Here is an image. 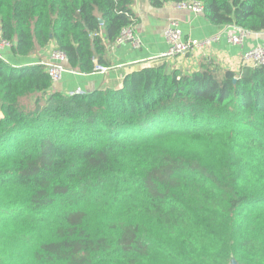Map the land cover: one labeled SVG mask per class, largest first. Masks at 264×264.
Listing matches in <instances>:
<instances>
[{
	"label": "trees",
	"instance_id": "16d2710c",
	"mask_svg": "<svg viewBox=\"0 0 264 264\" xmlns=\"http://www.w3.org/2000/svg\"><path fill=\"white\" fill-rule=\"evenodd\" d=\"M170 1L188 0H150ZM200 1L214 25L264 31V0ZM132 3L0 0V37L18 56L54 41L92 73L139 23ZM53 86L0 59V264H264V64Z\"/></svg>",
	"mask_w": 264,
	"mask_h": 264
},
{
	"label": "crops",
	"instance_id": "0c3cea01",
	"mask_svg": "<svg viewBox=\"0 0 264 264\" xmlns=\"http://www.w3.org/2000/svg\"><path fill=\"white\" fill-rule=\"evenodd\" d=\"M132 9L140 18L135 30L143 45L137 49L131 42L113 44L108 51L110 66L106 72L82 73L72 69L66 58L58 59L52 56L53 49H56L54 41L27 56H18L11 47H8L4 51V60L18 68L62 65L65 68L63 78L53 86V90L67 95L68 91L78 87L84 89L86 93L96 89L121 88L130 73L144 66L159 65L165 61L170 66L182 68L187 72L198 69L202 62L208 60L238 70L245 64L244 54L254 46H264V31H247L243 43H233L229 36L240 34L241 27L235 24L214 25L203 13L195 14L176 2L170 1L162 7H154L150 0H133ZM172 19L180 21L185 40L199 39L203 42L210 39V43L208 45L202 43L187 55L162 58V54L168 49L164 31ZM216 36L218 39L213 40Z\"/></svg>",
	"mask_w": 264,
	"mask_h": 264
},
{
	"label": "built area",
	"instance_id": "2783aa9c",
	"mask_svg": "<svg viewBox=\"0 0 264 264\" xmlns=\"http://www.w3.org/2000/svg\"><path fill=\"white\" fill-rule=\"evenodd\" d=\"M181 7L189 9L195 14H202L204 12V5L200 0H188L186 2L179 3ZM247 31L242 29L241 33L238 35H230L229 40L233 43H243L244 36ZM164 35L166 42L168 44V49L162 54V58H174L177 56L187 55L194 48L204 44H209L210 39H206L203 42L199 39H188L185 40L183 36V30L180 25V21L177 19H172L167 24ZM218 37H214L213 40H217ZM131 42L134 48L142 47V40L140 39L138 33L135 30V26H128L124 28L120 35L117 37L115 43L118 45ZM11 47L10 41L0 37V59H4V51L6 48ZM52 56L58 59L66 58L64 53L53 49ZM244 62L247 65L256 67L258 65L264 64V46L257 45L252 47L246 54L243 56ZM244 64V65H245ZM46 70L51 77L53 85L57 84L63 78V73L65 68L60 64H49L46 66ZM96 71L106 72L109 70L108 66L97 65ZM240 68L237 70L239 71ZM86 94L85 90L81 87H78L74 90L67 92L68 96H76Z\"/></svg>",
	"mask_w": 264,
	"mask_h": 264
},
{
	"label": "rangeland",
	"instance_id": "374dc122",
	"mask_svg": "<svg viewBox=\"0 0 264 264\" xmlns=\"http://www.w3.org/2000/svg\"><path fill=\"white\" fill-rule=\"evenodd\" d=\"M34 102H35V96H30L23 100V104L29 109L34 107Z\"/></svg>",
	"mask_w": 264,
	"mask_h": 264
},
{
	"label": "water",
	"instance_id": "95a60500",
	"mask_svg": "<svg viewBox=\"0 0 264 264\" xmlns=\"http://www.w3.org/2000/svg\"><path fill=\"white\" fill-rule=\"evenodd\" d=\"M102 21V20H101ZM144 67H148V66H144ZM230 264H239L235 259L232 260V262Z\"/></svg>",
	"mask_w": 264,
	"mask_h": 264
}]
</instances>
